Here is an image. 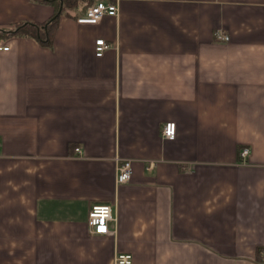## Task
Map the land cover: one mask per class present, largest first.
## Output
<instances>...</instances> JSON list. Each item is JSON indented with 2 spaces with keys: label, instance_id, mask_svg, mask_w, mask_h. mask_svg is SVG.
Masks as SVG:
<instances>
[{
  "label": "crops",
  "instance_id": "crops-1",
  "mask_svg": "<svg viewBox=\"0 0 264 264\" xmlns=\"http://www.w3.org/2000/svg\"><path fill=\"white\" fill-rule=\"evenodd\" d=\"M53 12L0 0V30ZM0 45V264H264V0H120Z\"/></svg>",
  "mask_w": 264,
  "mask_h": 264
},
{
  "label": "built area",
  "instance_id": "built-area-1",
  "mask_svg": "<svg viewBox=\"0 0 264 264\" xmlns=\"http://www.w3.org/2000/svg\"><path fill=\"white\" fill-rule=\"evenodd\" d=\"M120 0H95L89 5L82 14L76 16L75 23L77 24H96L102 17L111 16L116 17L118 12V2ZM213 39L217 42H227L228 37L215 30L213 32ZM108 48V44L103 39H96L94 41V55L99 57L102 52ZM7 46H1L0 50L6 51ZM175 125L173 122H165L161 129V136L164 139L171 140L174 137ZM77 149H75L76 151ZM247 154V149L242 148L239 151V157L243 158ZM153 165L152 162H148L147 168ZM131 161L124 159L117 161L115 172V183L123 184L127 182L131 176ZM113 219L112 208L108 204H94L91 205L86 215V226L88 232L93 235H107L110 234L108 223ZM115 264H130L131 256L129 254H116L114 257Z\"/></svg>",
  "mask_w": 264,
  "mask_h": 264
},
{
  "label": "trees",
  "instance_id": "trees-1",
  "mask_svg": "<svg viewBox=\"0 0 264 264\" xmlns=\"http://www.w3.org/2000/svg\"><path fill=\"white\" fill-rule=\"evenodd\" d=\"M38 4L50 5L54 12L40 24L21 22L10 31L0 30V38L9 35L33 37L44 45H49L53 36L55 24L60 15H69L75 18L93 3L94 0H33Z\"/></svg>",
  "mask_w": 264,
  "mask_h": 264
}]
</instances>
